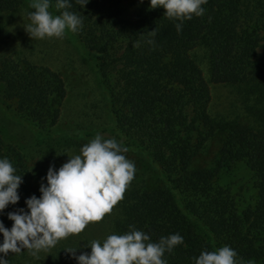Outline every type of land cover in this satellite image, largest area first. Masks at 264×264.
I'll use <instances>...</instances> for the list:
<instances>
[{
    "label": "trees",
    "instance_id": "16d2710c",
    "mask_svg": "<svg viewBox=\"0 0 264 264\" xmlns=\"http://www.w3.org/2000/svg\"><path fill=\"white\" fill-rule=\"evenodd\" d=\"M21 3L0 0V13ZM71 3L68 10L83 23L70 34L95 55L114 138L145 157L159 176L149 186L126 188L110 234H123L129 225L153 242L179 233L183 244L164 254L168 264H193L202 250L223 245L236 251L237 264H264V0H207L204 14L184 21L179 33L177 21L165 18L162 8L149 9L148 0H88L83 8ZM196 46L203 47L207 78L192 54ZM209 82L236 90L241 117L222 123L211 115ZM65 84L47 64L0 55V104L22 122L53 127ZM219 131L213 164H194ZM4 157L23 181L20 199L0 213L8 228L6 213L24 208V199L37 196L38 188L23 152L0 136ZM238 162L250 171L255 189L253 201L244 205L216 180ZM22 251L10 252L8 264Z\"/></svg>",
    "mask_w": 264,
    "mask_h": 264
},
{
    "label": "clouds",
    "instance_id": "9594fccd",
    "mask_svg": "<svg viewBox=\"0 0 264 264\" xmlns=\"http://www.w3.org/2000/svg\"><path fill=\"white\" fill-rule=\"evenodd\" d=\"M88 0H75L81 8ZM207 0H148V8H162L165 18L177 21L179 33L183 22L202 16ZM53 6L59 13L49 11ZM71 0H30L28 24L24 27L32 39L63 38L66 31L75 33L82 27V17L69 11ZM155 35V32H152ZM128 148L114 137L97 133L83 144L79 154L68 156L58 168L49 165L44 182L39 184V197L24 199V208L6 213L12 223L6 228L0 221V264L5 257L28 250L30 255L47 252L61 239L81 233L90 222H98L123 199L134 178L133 161L124 153ZM21 174L8 158H0V213L20 199ZM25 208L27 211H25ZM183 244V236L171 233L151 241L150 236L129 225L123 234L112 233L102 241L92 240L87 253L75 254L76 248L65 249L76 264H168L164 254ZM237 253L228 245L213 251L202 250L192 258L193 264H237Z\"/></svg>",
    "mask_w": 264,
    "mask_h": 264
},
{
    "label": "rangeland",
    "instance_id": "374dc122",
    "mask_svg": "<svg viewBox=\"0 0 264 264\" xmlns=\"http://www.w3.org/2000/svg\"><path fill=\"white\" fill-rule=\"evenodd\" d=\"M30 0H22L19 8L0 13V55L25 56L36 63L47 64L58 70L65 80L67 94L63 101L57 123L48 129H40L13 117L0 104V136L5 142L17 146L25 155L33 175L36 188L44 182L42 178L49 167L58 168L70 156L79 154L80 147L99 133L104 138L114 137L110 130L113 123L107 108V97L99 83L95 66V55L85 49L66 31L63 38L32 39L25 26L28 24L27 12ZM49 11L57 15L53 6ZM192 54L207 78V64L203 47L196 46ZM210 113L225 123L236 116L243 115V105L239 94L233 87L223 83L209 82ZM83 131L92 132L84 136ZM221 131L208 139L195 158L197 166H211L217 154ZM135 164L134 184L149 186L159 180L158 172L145 157L128 148L124 153ZM69 156V157H68ZM217 182L227 185L241 204L251 203L255 196L253 179L246 166L238 162L229 169L220 171ZM40 193L38 191L37 197ZM118 204L102 220L90 222L76 235L61 239L47 252L36 256L24 249L15 264H73L76 263L65 250L76 248L75 254L87 253L86 245L92 240L102 241L110 234L113 218L118 213ZM25 211L27 209L25 208Z\"/></svg>",
    "mask_w": 264,
    "mask_h": 264
}]
</instances>
